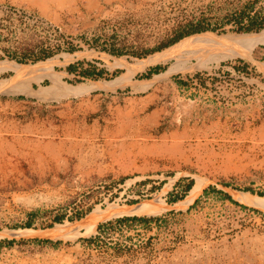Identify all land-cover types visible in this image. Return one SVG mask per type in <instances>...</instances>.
<instances>
[{"label": "rangeland", "instance_id": "obj_1", "mask_svg": "<svg viewBox=\"0 0 264 264\" xmlns=\"http://www.w3.org/2000/svg\"><path fill=\"white\" fill-rule=\"evenodd\" d=\"M262 30L264 0H0V264H264V206L233 197H264V43L141 65Z\"/></svg>", "mask_w": 264, "mask_h": 264}, {"label": "bare ground", "instance_id": "obj_2", "mask_svg": "<svg viewBox=\"0 0 264 264\" xmlns=\"http://www.w3.org/2000/svg\"><path fill=\"white\" fill-rule=\"evenodd\" d=\"M260 43H264V30H262L259 33H249V34H240V35H223V36H217L215 38L203 37V38L185 39V40L179 41L178 43H176L173 46L165 49L162 52L153 54L150 57L144 59L142 61L141 65L148 64V63L152 64V63L157 62L158 60H167L169 58H173L174 59V57H180L181 56L180 52H181L182 49L184 51L185 47H192V46H196L198 48H204V50L202 49L203 51H205V49L219 50L222 53L221 54V58H225V59L227 57L231 58V57H234V56H249L250 55V51L253 49V47L255 45H257V44H260ZM203 51L201 53H205ZM211 51H213V50H211ZM220 52H219V55H220ZM210 54L212 56L215 55V53L214 54L210 53ZM198 55H200V54H198ZM196 57H198V56H196ZM199 64L201 65V63H199ZM202 65H204V63ZM186 67H185V70L188 69ZM6 68H11V69H14L15 72L21 73L23 67L20 66V65L13 64V63H7V61H6V63L3 64L1 69H6ZM179 69H180V67L178 65H174V66L168 68L165 73L168 74L170 72H174V71L179 70ZM182 69H183V67H182ZM127 74L128 75H126V77L124 75H122V77L119 78L118 82L121 81V78H124V80L129 81L132 78L131 75H133V71H131V72L127 73ZM51 78L53 80V77H51ZM55 78L56 77L54 76V79ZM124 82H126V81H124ZM149 84H151V82H149ZM82 88H83L82 85L67 87V92H69L71 94H78V93H80ZM198 190H199V187H198L197 184H195L191 188L187 198L193 197L198 192ZM233 197L238 199V200H241L242 202H244V201H253L256 204H260V205L264 206V197H259V196H256V195H250L249 193H240V192H234ZM156 209L157 208L148 209V208H145L143 205H138V206H133V207L119 209L117 212L119 214H136L137 215V214H143V213H152V212L156 211ZM24 231H27V230L20 229V230H17V231L9 232L8 234L11 235V236H14V237H20L22 235H25Z\"/></svg>", "mask_w": 264, "mask_h": 264}, {"label": "trees", "instance_id": "obj_3", "mask_svg": "<svg viewBox=\"0 0 264 264\" xmlns=\"http://www.w3.org/2000/svg\"><path fill=\"white\" fill-rule=\"evenodd\" d=\"M253 22H254V18H250V28H251V25L253 24ZM262 26H263V23L259 27H262ZM250 28H248V29H250ZM206 29H208V28L206 26L201 25L200 22L193 23L192 21H190V22H187V23H184V24H180V26H178V29L176 30V35L173 38V42H175V41L179 40L180 38H182V37H184L186 35H189L191 33L200 32V31H203V30H206ZM201 34H206V35H209V36H215V35H213L211 33H201ZM160 68H161L160 66H156V67L152 68L145 75L146 76H149L152 72H155V71H157ZM67 69L68 70H71L72 67L69 66ZM191 185H192V183L189 182L187 184V186H186V190H189V188L191 187ZM247 190L250 191V192H253L252 190H249V189H247ZM224 196L226 198H228L229 200L233 201V199L229 195L224 194Z\"/></svg>", "mask_w": 264, "mask_h": 264}, {"label": "built area", "instance_id": "obj_4", "mask_svg": "<svg viewBox=\"0 0 264 264\" xmlns=\"http://www.w3.org/2000/svg\"><path fill=\"white\" fill-rule=\"evenodd\" d=\"M15 15H18L19 17H21V18H23L25 20L27 19V20H29L31 22H37V23L44 24V25H51V26H53L56 29V31L59 34L62 33L60 27L52 25L50 22H48L47 20H44V19L40 18L37 15L31 14V13L25 12V11H23V12L22 11H19Z\"/></svg>", "mask_w": 264, "mask_h": 264}, {"label": "crops", "instance_id": "obj_5", "mask_svg": "<svg viewBox=\"0 0 264 264\" xmlns=\"http://www.w3.org/2000/svg\"><path fill=\"white\" fill-rule=\"evenodd\" d=\"M87 7H90L93 4V0H85Z\"/></svg>", "mask_w": 264, "mask_h": 264}]
</instances>
